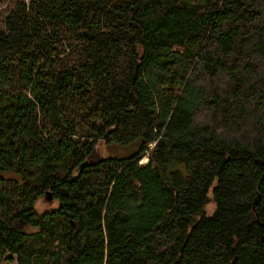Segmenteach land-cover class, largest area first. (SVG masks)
<instances>
[{"label":"trees","instance_id":"16d2710c","mask_svg":"<svg viewBox=\"0 0 264 264\" xmlns=\"http://www.w3.org/2000/svg\"><path fill=\"white\" fill-rule=\"evenodd\" d=\"M2 5L0 264H264V0Z\"/></svg>","mask_w":264,"mask_h":264},{"label":"rangeland","instance_id":"374dc122","mask_svg":"<svg viewBox=\"0 0 264 264\" xmlns=\"http://www.w3.org/2000/svg\"><path fill=\"white\" fill-rule=\"evenodd\" d=\"M4 2H6V0H0V28L4 27V19L6 17L7 11H9L11 8V5L10 6L2 5ZM140 145H141V139L135 140L128 145H118V144L107 145L105 144L104 141H100L97 144L96 148L99 157L102 158H128L133 156L138 151ZM153 147L154 145L151 148ZM148 162H149L148 155L145 154V156L141 158L140 164L146 165ZM0 176L2 177L9 176L7 178L17 177L16 175L4 173L1 171H0ZM48 203H49L48 200H44L43 203H39L38 204L39 212H43L47 208L46 204ZM214 209H215L214 203H210L205 210L206 213L210 215L213 213ZM27 231L35 232V228L29 227L27 228ZM9 264H19V263L11 262Z\"/></svg>","mask_w":264,"mask_h":264},{"label":"water","instance_id":"95a60500","mask_svg":"<svg viewBox=\"0 0 264 264\" xmlns=\"http://www.w3.org/2000/svg\"><path fill=\"white\" fill-rule=\"evenodd\" d=\"M47 196H51L50 194H47Z\"/></svg>","mask_w":264,"mask_h":264}]
</instances>
